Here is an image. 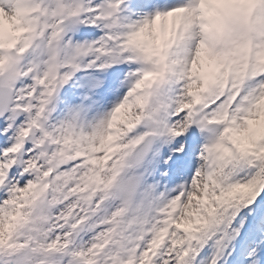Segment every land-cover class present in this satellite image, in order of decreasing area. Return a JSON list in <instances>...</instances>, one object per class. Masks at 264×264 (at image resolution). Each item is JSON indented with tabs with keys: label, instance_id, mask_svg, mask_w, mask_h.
Masks as SVG:
<instances>
[{
	"label": "snow or ice",
	"instance_id": "obj_1",
	"mask_svg": "<svg viewBox=\"0 0 264 264\" xmlns=\"http://www.w3.org/2000/svg\"><path fill=\"white\" fill-rule=\"evenodd\" d=\"M0 264H264V0H0Z\"/></svg>",
	"mask_w": 264,
	"mask_h": 264
}]
</instances>
